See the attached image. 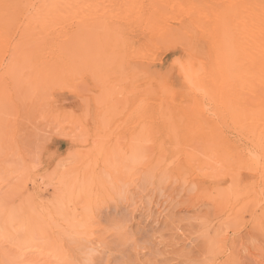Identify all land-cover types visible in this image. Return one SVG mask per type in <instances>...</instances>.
Here are the masks:
<instances>
[{
	"label": "rangeland",
	"instance_id": "374dc122",
	"mask_svg": "<svg viewBox=\"0 0 264 264\" xmlns=\"http://www.w3.org/2000/svg\"><path fill=\"white\" fill-rule=\"evenodd\" d=\"M27 15L0 39V264H264V174L217 160L209 95L138 89L126 57L33 72L48 45L20 41Z\"/></svg>",
	"mask_w": 264,
	"mask_h": 264
},
{
	"label": "bare ground",
	"instance_id": "6f19581e",
	"mask_svg": "<svg viewBox=\"0 0 264 264\" xmlns=\"http://www.w3.org/2000/svg\"><path fill=\"white\" fill-rule=\"evenodd\" d=\"M27 13L20 41L48 49H29L24 68L44 69V53L139 60L148 80L138 89L207 93L219 115L208 128L214 142L225 144L215 157L226 169L245 164L253 182L261 181L264 0H0V39ZM153 64L168 67L154 70ZM228 122L241 132L245 148L226 145L220 130ZM137 153L135 148L131 161Z\"/></svg>",
	"mask_w": 264,
	"mask_h": 264
}]
</instances>
